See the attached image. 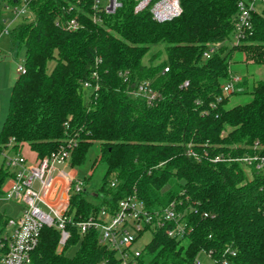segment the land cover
Here are the masks:
<instances>
[{"label": "trees", "instance_id": "16d2710c", "mask_svg": "<svg viewBox=\"0 0 264 264\" xmlns=\"http://www.w3.org/2000/svg\"><path fill=\"white\" fill-rule=\"evenodd\" d=\"M238 1L180 0V15L159 22L149 9L135 12L134 0H123L102 24L84 14L77 31L58 24L59 16L75 15L67 14L68 2H34V17L9 29L13 45L26 49V73L12 87L0 151L27 146L44 157L72 144L71 164L80 166L99 143L92 169L102 163L107 169L92 192L97 201L85 193L71 196L75 221L133 194L151 209L174 202L188 224L186 237L156 231L141 264H194L201 254L213 264H264V171L212 161L255 154L256 142L264 154V76L253 85L241 76L232 95L222 93V84L238 75L231 68L236 53L264 70V10L253 14L252 33L233 43ZM1 15L0 8V33ZM155 45L164 51L145 64ZM94 73L99 88L86 97L83 82ZM146 80L160 93L152 104L132 94ZM237 94H250L251 100L227 108ZM69 230L60 252V233L45 227L31 264L117 263L115 252L99 243L97 230L83 236L72 225ZM73 246L77 250L68 256Z\"/></svg>", "mask_w": 264, "mask_h": 264}, {"label": "built area", "instance_id": "2783aa9c", "mask_svg": "<svg viewBox=\"0 0 264 264\" xmlns=\"http://www.w3.org/2000/svg\"><path fill=\"white\" fill-rule=\"evenodd\" d=\"M36 1L39 0H0V8L12 12L16 19H32V4ZM64 1L70 4L67 14L75 11V15L59 16L57 20L69 31H77L84 26V14L94 23L102 24L105 16L115 13L123 5V0ZM134 4L135 12L149 9L153 19L159 22L171 20L181 13L180 0H134ZM258 4L263 5L264 10V0L238 1L233 43L252 33L253 14L262 10L258 9ZM2 32L9 33V29L5 27ZM212 51L204 52L203 59L210 58ZM168 71L169 67H165L164 72ZM17 72L19 75L25 74V64L19 63ZM126 74L121 72V75ZM241 81V76L232 75L222 84L223 95H232ZM188 85L189 82L185 81L182 86ZM83 88L97 91L98 75L94 73L91 80L83 82ZM132 94L150 104L160 98V93L149 80L141 82ZM64 126L68 128V122ZM68 147H72V144ZM68 147L33 158L24 154L23 149L16 151L8 147L0 151V264H31L45 227L54 228L60 233V251L71 237L69 226L77 228L82 236L91 229L97 230L99 243L115 252L116 264H141L140 258L145 248L139 249L135 245L146 232L154 235L156 231L164 230L169 237L177 240L186 237L188 224L174 202L166 207L151 209L136 194L122 198L114 208L102 206L96 214L75 221L69 213L71 196L80 193L87 195L88 184L85 178L77 175L76 170L66 171V166H72ZM259 147V142H256L255 154L217 156L212 161H236L247 171H264V154L257 152ZM190 153L200 158L195 150L190 149ZM8 204L15 207L16 216L8 215ZM207 256L211 259L210 255ZM199 257L194 264H201Z\"/></svg>", "mask_w": 264, "mask_h": 264}, {"label": "rangeland", "instance_id": "374dc122", "mask_svg": "<svg viewBox=\"0 0 264 264\" xmlns=\"http://www.w3.org/2000/svg\"><path fill=\"white\" fill-rule=\"evenodd\" d=\"M258 9H263V5L258 4ZM2 13V20L4 23V27L10 29L14 24H16V19L14 17V14L10 11L1 10ZM21 20V19H19ZM158 51H164L163 45H155L152 46L151 51L146 55L144 58V63L148 64L149 59L152 55L157 53ZM18 55V57L16 56ZM165 53H163L160 58L161 60L164 59ZM245 57L242 53H236L232 58L231 68L234 74H238L240 76H247L250 77L251 85H253L254 82L258 81L259 79L264 76V70L255 64L246 63ZM160 61L157 60L155 63H158ZM26 62V49L23 47L22 49H19L18 46H16L13 49V43L12 38L9 33L2 32L0 34V74H3L4 79H6V82L3 83V80L0 79V129L2 127L3 121L7 115L8 112V106L10 101V95L12 91V87L16 81L17 76L19 75L17 72V66L19 63L25 64ZM54 66V62L49 63V68L52 69ZM9 82H11V87L9 85ZM8 82V83H7ZM10 87V89H9ZM84 94L86 97H88L91 94V91L88 89H85ZM251 100L250 94H242V95H233L230 97V100L227 104V108H231L238 104H244ZM24 154L34 155L33 157H37V154L32 152L27 146H25ZM32 152L33 154H30L29 152ZM100 153V146L99 143H94V145L89 149L87 160L83 165L80 166H66V171H73L76 170L77 175H79L81 178H90V182L87 185L88 193L87 198L90 201H95V197L92 195L93 191L98 190V188L101 185L103 176L106 172L107 166L106 164H98L94 169H92V164L95 160V158ZM32 157V158H33ZM8 215L16 216V210L13 205L8 204ZM153 233L152 232H146L136 243V247L139 249L145 248L146 245L152 240ZM57 250H59L57 246ZM77 250V246L71 247L66 253L68 256L74 255V253ZM61 250L60 252H62ZM200 261L201 264H213L212 260L209 256L206 254L200 255Z\"/></svg>", "mask_w": 264, "mask_h": 264}, {"label": "crops", "instance_id": "0c3cea01", "mask_svg": "<svg viewBox=\"0 0 264 264\" xmlns=\"http://www.w3.org/2000/svg\"><path fill=\"white\" fill-rule=\"evenodd\" d=\"M18 21H20V20L18 19V20L16 21V23H17ZM13 26H14V25H13ZM13 26H12V27H13ZM14 48H15V46L13 45V49H14ZM16 56L18 57V55H16ZM3 75H4V73H3V74H0V79H2V80H3V83H5V82H6V79L2 78ZM17 78H18V76H17ZM17 78H16V79H17ZM7 80H8V79H7ZM9 81H10V80H8V82H9ZM8 82H7V83H8ZM1 84H2V83H0V85H1ZM9 85H10V87H11V85H12L11 82H9ZM10 87H9V89H10ZM24 150H26L25 147L23 148V151H24ZM28 152H29V151H28ZM29 153H30V154H33L32 152H29ZM27 156H29V155H27ZM33 156H34V155H31V158H32ZM29 157H30V156H29ZM78 176H79V175H78Z\"/></svg>", "mask_w": 264, "mask_h": 264}]
</instances>
